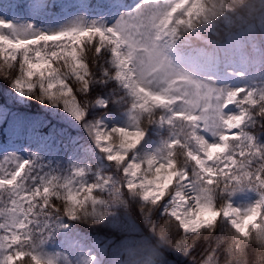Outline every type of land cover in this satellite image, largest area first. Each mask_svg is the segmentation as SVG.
I'll return each mask as SVG.
<instances>
[{
    "label": "snow or ice",
    "instance_id": "snow-or-ice-1",
    "mask_svg": "<svg viewBox=\"0 0 264 264\" xmlns=\"http://www.w3.org/2000/svg\"><path fill=\"white\" fill-rule=\"evenodd\" d=\"M123 6L0 5V84L49 117L0 105V264H168L213 237L202 264L264 260V0Z\"/></svg>",
    "mask_w": 264,
    "mask_h": 264
},
{
    "label": "trees",
    "instance_id": "trees-1",
    "mask_svg": "<svg viewBox=\"0 0 264 264\" xmlns=\"http://www.w3.org/2000/svg\"><path fill=\"white\" fill-rule=\"evenodd\" d=\"M249 2H251V0H249ZM253 2H255L258 5L260 3V0H253ZM2 74L3 73L0 72V75ZM9 91L10 89L8 88L7 82L0 84V105L8 104L22 111H35V112L48 115L46 112H44V110L38 104H35V103L31 104L30 107H26V108L20 107L18 105H12L8 100ZM260 130L264 131V129H260L259 127L254 129V131H260ZM135 207L137 206H134L133 218L136 219V222L139 224L140 223L139 219L135 217ZM163 222H164L163 220L159 221L160 224H163ZM79 229H82V228H79ZM83 230L89 232L94 237L101 238L102 241L109 235V233L102 228L83 229ZM171 233L174 238H179L177 235V229L175 226V222H173L171 226ZM212 248H216L215 237H213L211 241L201 240L198 246L196 247V249L193 251L192 255L187 258L175 252H165V256L168 259V264H202V261L206 259L207 255L211 254ZM206 249L208 250V252H205ZM216 258L219 261V264H226V260L224 256L219 255L218 253ZM250 260L252 264H261V262L257 261L255 258H252V259L250 258Z\"/></svg>",
    "mask_w": 264,
    "mask_h": 264
},
{
    "label": "rangeland",
    "instance_id": "rangeland-1",
    "mask_svg": "<svg viewBox=\"0 0 264 264\" xmlns=\"http://www.w3.org/2000/svg\"><path fill=\"white\" fill-rule=\"evenodd\" d=\"M5 1L6 0H0V5H3V15L6 18H8V19H15L16 16H17V17L22 18V19H31V17H28V15L24 11V9H16L13 4H11L10 5V8H8V4ZM61 2L75 4V3H77V0H57V3H61ZM107 2H104L103 0H97V3L98 4L107 3ZM138 3H139V0H131L128 3H125L123 1V5L124 6L123 7H120V8H114L112 10V14L114 16H118L122 12L131 11L132 9H134L137 6ZM72 10L73 11H76V9H72ZM56 11L59 12L60 9H56ZM52 19L53 18H49V20H46L44 22L38 21V23H43L44 25H47V26H55V24L51 22ZM9 119L10 118H8V120ZM11 121L12 120H10L7 124L6 123L1 124V127H2L1 129L2 130H0V133H1V131H3L4 135L6 136V139L0 140V146L7 147V146H9L11 144V141L9 139V132H8L9 124L11 123ZM56 135H57L56 137H57L58 140H61V139L65 140V138H66L65 136H62L60 134V132L57 133ZM21 139H23V140L22 141H20V140H17L16 141V144L18 146L28 147V146L32 145V146L35 147V145L29 141V139H28V133L26 134L25 137H22ZM3 155H4L3 149L0 148V162H2ZM139 222H140L139 224H141V221L140 220H139ZM141 226H143V225L141 224ZM85 244L86 245H91L92 242L87 240V241H85ZM257 247L258 246H256V245H253L252 246V255L250 256V258L251 259L252 258H255L257 261L261 262V264H264V260L261 259V255L262 254L255 250ZM63 250L64 249H61V251H63ZM256 252H258V253H256Z\"/></svg>",
    "mask_w": 264,
    "mask_h": 264
}]
</instances>
